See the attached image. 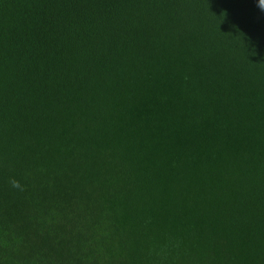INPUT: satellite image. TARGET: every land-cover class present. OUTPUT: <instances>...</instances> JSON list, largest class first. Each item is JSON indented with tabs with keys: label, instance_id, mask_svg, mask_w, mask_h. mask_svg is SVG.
Instances as JSON below:
<instances>
[{
	"label": "trees",
	"instance_id": "16d2710c",
	"mask_svg": "<svg viewBox=\"0 0 264 264\" xmlns=\"http://www.w3.org/2000/svg\"><path fill=\"white\" fill-rule=\"evenodd\" d=\"M0 264H264V0H0Z\"/></svg>",
	"mask_w": 264,
	"mask_h": 264
}]
</instances>
